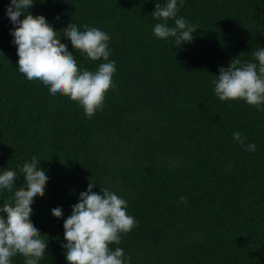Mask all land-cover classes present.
Instances as JSON below:
<instances>
[{
  "label": "trees",
  "instance_id": "1",
  "mask_svg": "<svg viewBox=\"0 0 264 264\" xmlns=\"http://www.w3.org/2000/svg\"><path fill=\"white\" fill-rule=\"evenodd\" d=\"M10 2L0 0V173L13 170L17 179L13 192L0 189V207L23 186V164L37 157L49 177L32 206L47 243L39 264H68L64 221L91 182L94 192L109 188L125 199L137 221L109 246L131 257L126 264H264V110L221 101L212 83L234 58L258 63L264 0H177V18L199 28L179 47L153 34L161 21L151 13L167 0H34L28 11L46 17L81 70L104 61L76 51L61 29L87 25L110 36L115 86L91 119L19 72ZM237 131L254 152L233 139ZM57 207L61 218L52 214Z\"/></svg>",
  "mask_w": 264,
  "mask_h": 264
},
{
  "label": "clouds",
  "instance_id": "2",
  "mask_svg": "<svg viewBox=\"0 0 264 264\" xmlns=\"http://www.w3.org/2000/svg\"><path fill=\"white\" fill-rule=\"evenodd\" d=\"M184 0H180L183 5ZM34 0H11L7 16L13 24L10 34L17 46L18 69L29 81L38 80L49 88L52 95H62L77 102L91 119L96 112L103 110L106 93L115 85L113 75L116 62L110 60L108 42L110 36L99 28L84 26V30L69 23L61 33L66 36L73 48L92 61L103 60L96 71L81 70L76 57L68 46L61 43L60 35L43 15H33L29 8ZM177 0H167L165 4L156 2L151 13L161 21L153 27V34L159 39L175 38V45L192 42L198 26L184 17L177 18ZM24 16L21 19V16ZM59 19V17H57ZM174 20V26L168 21ZM258 63L242 62L234 58L230 66L220 67L219 74L212 81L214 93L221 101L244 100L247 104L264 110V48L253 53ZM233 139L245 151H255L254 143L245 144L247 137L237 131ZM39 161L33 156L21 168L24 177L22 187L16 188L12 202L0 207V264H11L17 254L25 258V264H39L47 250V243L41 239L40 230L31 222L33 204L36 198L45 194L49 177L38 167ZM17 173L4 170L0 173V189L13 192ZM96 185L91 182L87 191L79 194V202L72 206V213L64 221L62 247L68 264H126L131 257H125L124 250L110 245L119 244L121 234H127L137 221L127 213V201L109 188L101 189L102 194L93 191ZM186 198L181 197L184 201ZM56 218L63 217V209L53 208Z\"/></svg>",
  "mask_w": 264,
  "mask_h": 264
}]
</instances>
